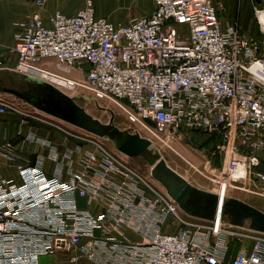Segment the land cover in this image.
Wrapping results in <instances>:
<instances>
[{
    "label": "built area",
    "instance_id": "built-area-1",
    "mask_svg": "<svg viewBox=\"0 0 264 264\" xmlns=\"http://www.w3.org/2000/svg\"><path fill=\"white\" fill-rule=\"evenodd\" d=\"M219 10L216 0H153L150 12L124 24L98 15L91 0L74 14L55 10L43 18L36 11L14 24L15 69L63 79L68 73L57 68L81 73L73 85L114 103L131 132L163 140L184 131L218 135L230 155L229 181L264 184V0L252 3L253 43L239 24L223 26ZM8 108L36 111L60 131L70 125L0 98V114ZM63 137L75 140L59 151L66 162L55 145L40 141L51 151L53 172L42 162L21 163L16 180L0 175V264H39L41 255L59 252L95 264H224L231 225L185 214L101 137ZM80 140L88 147L80 149ZM1 147L14 152L8 142ZM76 193L86 207L77 206ZM170 220L175 227L165 232ZM241 236L252 245L230 264H264V234Z\"/></svg>",
    "mask_w": 264,
    "mask_h": 264
},
{
    "label": "rangeland",
    "instance_id": "rangeland-1",
    "mask_svg": "<svg viewBox=\"0 0 264 264\" xmlns=\"http://www.w3.org/2000/svg\"><path fill=\"white\" fill-rule=\"evenodd\" d=\"M34 8V12L39 11L41 6L35 3V0H31ZM94 5L95 11L98 15L107 17L115 24L127 23L131 17L145 15L150 12L153 6V0H91ZM255 0H216V4L219 10V19L221 24L228 25L237 23L240 27V32L244 37L253 42L259 40L258 26L256 20L253 17L252 3ZM85 3V0H84ZM83 3V5H84ZM33 13V12H32ZM14 28V25H12ZM13 33V29H11ZM14 34L8 37L6 31L0 36V87L9 86L11 83L17 85L22 82L23 74L16 71V59L12 51L14 44ZM55 67L53 66V69ZM60 73L72 76L73 79L82 80L81 73L67 72L66 70L59 69ZM33 75V74H32ZM64 88V87H63ZM69 95L73 96L75 101L83 106L85 110L93 117L99 119L102 122H108L110 119L109 109L113 111V123L115 126L123 129L129 126V123L120 112L118 107L107 99H95L91 93L79 85H75L73 89L66 90ZM0 98L12 106H17V103H21V100L17 99L9 93L0 91ZM9 110L6 113L0 114V119L11 125L10 137L12 132H15L14 140L21 138L20 131L26 130L27 140L29 143L33 141L37 142V139L42 140L45 137H51L59 134L65 136V134H74L80 136H86L85 131H82L72 125H64L65 131H60L58 128L50 126L39 119L46 118L41 114H37L36 111H29L19 113L18 111ZM38 117L39 119H37ZM46 120V119H44ZM6 131H4L5 133ZM20 134V135H19ZM48 135V136H47ZM7 136V135H5ZM142 136H148L154 143V149L160 152V154L166 159L170 166L176 169L183 176L196 185H202L208 188L221 197H236L239 198L259 209L264 211V184L259 180L249 178L241 180L238 183L230 182L224 172V166L229 158V153L221 147V141L214 135H209L203 131H184L179 135L174 136L171 140H163L152 137L150 135L142 134ZM18 137V138H17ZM7 139V138H6ZM26 139V138H25ZM38 140V141H39ZM50 141L49 139H47ZM99 141L108 149L114 150L112 143L104 138H100ZM10 143L14 147V152L7 154L2 150L4 143ZM17 142V141H16ZM16 142L11 139L4 140L0 144V153L7 159L19 160L22 164H37L42 162V166L45 167L44 157H37L38 153L32 151L29 154H20L16 151ZM20 142V140H19ZM52 142H48L50 145ZM71 146L75 143L72 138L64 140L62 138V144ZM79 144V148L88 147V143L80 140L76 141ZM54 145V144H53ZM56 146V145H55ZM4 150H6L4 148ZM20 150V149H19ZM56 150L59 153V159L62 158L61 149L56 146ZM116 150V149H115ZM180 152L185 158L178 155ZM117 151V150H116ZM44 152V151H43ZM129 163L143 174L150 176L149 164L141 157L128 158ZM54 162V161H53ZM56 165L49 166V170L55 169ZM64 170L69 168L68 164H64L62 167ZM75 168V165H73ZM258 168L264 169V165H258ZM17 169V167H16ZM48 169V168H46ZM151 177V176H150ZM76 203L78 207H86L84 200L75 195ZM88 204V203H87ZM89 206H94L91 204ZM226 224V223H225ZM232 226V225H231ZM175 227V222L170 220L166 225L165 232H169ZM236 227V226H232ZM238 229V228H234Z\"/></svg>",
    "mask_w": 264,
    "mask_h": 264
},
{
    "label": "water",
    "instance_id": "water-1",
    "mask_svg": "<svg viewBox=\"0 0 264 264\" xmlns=\"http://www.w3.org/2000/svg\"><path fill=\"white\" fill-rule=\"evenodd\" d=\"M1 86L0 91L9 93L35 109L110 141L121 154L141 157L149 164V174L187 215L246 227L264 234V211L236 197H221L190 183L185 176L169 165L152 142L138 132L114 125V113L108 122H102L68 95L49 82L32 76H23L16 86Z\"/></svg>",
    "mask_w": 264,
    "mask_h": 264
},
{
    "label": "crops",
    "instance_id": "crops-1",
    "mask_svg": "<svg viewBox=\"0 0 264 264\" xmlns=\"http://www.w3.org/2000/svg\"><path fill=\"white\" fill-rule=\"evenodd\" d=\"M42 1H43V5L41 6L39 12L43 18H46L48 14L52 13L55 10H60L66 14H74L81 7H83V3H84V0H42ZM35 10L36 9L34 8V5L31 0H0V36L1 33L3 34L5 31L8 34V37L11 36V34H14V28L12 27V25H14L18 21H23L28 19L32 14V12H34ZM11 29H13V33L11 32ZM74 73L77 72L74 70ZM11 127L12 126L9 125V123H6L2 119H0V144H2L3 141L7 139H11L14 142L17 141L16 151H19L20 154L32 153L35 156L36 154L32 152L35 149L34 152L43 155L44 159H46L44 160V163H45V167L48 169L46 168L45 169L49 173L53 172V170H49V166L51 165L53 166L55 164L52 161V157H50L51 151L49 150V147L47 145L41 144L40 141L49 139L50 142H52V144L58 146V148L62 150L63 136L57 134L51 137H45L42 140L37 139V142L33 141L32 143H29V140H27L26 137L27 134L26 130L20 131L22 137L21 138L19 137L18 140L12 139L16 135L15 132L13 131L11 135L12 138L10 137ZM4 131L6 132L4 133ZM214 136L219 139L218 135H214ZM21 163L22 162L19 160H14V159L9 160L3 154L1 155L0 153V175L6 178H13L16 180L17 179L16 167ZM186 179L190 183H192L188 179V177H186ZM193 185L197 186L200 189L213 192L211 188L196 184ZM234 228H238V229H234ZM246 233L251 236L253 234H258L259 232L251 231L246 227H237V226L232 227L231 229L228 230L226 234L227 248L223 260L224 264H230V262L238 252L249 249L251 247L252 245L251 238L241 236V234H246ZM39 264H95V263H93L92 261H90L85 257H80L77 261H71L70 255L68 253L59 252V253L41 255L39 257Z\"/></svg>",
    "mask_w": 264,
    "mask_h": 264
},
{
    "label": "bare ground",
    "instance_id": "bare-ground-1",
    "mask_svg": "<svg viewBox=\"0 0 264 264\" xmlns=\"http://www.w3.org/2000/svg\"><path fill=\"white\" fill-rule=\"evenodd\" d=\"M58 70V69H57ZM57 72H60V70H58ZM78 73V72H77ZM33 74V75H32ZM62 74V73H61ZM76 74V73H75ZM31 75L32 77H35L37 79H40V80H43V81H46V82H49L51 83L52 85H54L55 87H57L58 89L62 90L63 92L67 93L68 92L66 90H71L74 88V85H73V78L70 77V76H67L65 79L63 78H60V77H53V76H49V75H46L44 72H31ZM28 75V76H29ZM64 87V88H63ZM69 95V94H68ZM153 141V140H152ZM151 141V142H152ZM152 145L154 146V143L152 142ZM176 152H178L176 150ZM178 155L182 156L183 158H185L180 152H178Z\"/></svg>",
    "mask_w": 264,
    "mask_h": 264
},
{
    "label": "flooded vegetation",
    "instance_id": "flooded-vegetation-1",
    "mask_svg": "<svg viewBox=\"0 0 264 264\" xmlns=\"http://www.w3.org/2000/svg\"><path fill=\"white\" fill-rule=\"evenodd\" d=\"M11 85V84H10ZM14 86V84H12ZM16 86V85H15Z\"/></svg>",
    "mask_w": 264,
    "mask_h": 264
}]
</instances>
